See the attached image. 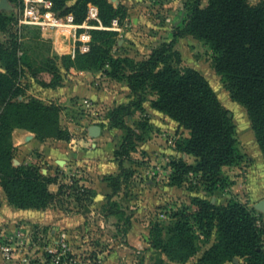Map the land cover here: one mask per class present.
<instances>
[{"label":"rangeland","instance_id":"rangeland-1","mask_svg":"<svg viewBox=\"0 0 264 264\" xmlns=\"http://www.w3.org/2000/svg\"><path fill=\"white\" fill-rule=\"evenodd\" d=\"M1 1L0 13L6 14L9 20L0 29V72L4 73L7 65L1 60V51L16 52L20 72L17 82L23 91L18 101L41 102L56 107L59 112L64 137L45 141L47 150L70 148L92 164L73 167L66 175L59 173L67 176V185L74 188H64L63 194L43 209L17 208L8 201L0 184V264H200L205 252L216 242L215 234L209 240L204 239L193 226L192 235L198 239L197 251L192 255L168 242L173 223L179 218L175 215L195 213V199L217 206L241 204L264 229V212L256 209V204L264 200V155L247 109L232 99L224 79L216 72V55L208 44L188 36L178 41L176 51L182 59L181 68L194 69L204 76L224 110L230 112L240 160L233 166L223 167L215 182H206L198 172L176 180L175 163L194 168L198 164L195 157L183 151L190 132L152 107L157 97L148 89L144 93L143 108L131 110V115L123 119L137 134L130 153L122 159L131 175L123 180L121 192L109 202L111 189L104 179L110 176V171L100 165L110 160L118 167L116 175L120 173L117 153L127 135L126 130L112 125L110 116L116 107L130 105L137 98L127 81L111 79L99 70L80 68L76 58L83 54L82 43L76 41L73 29L20 27L17 17L21 0H6L4 7ZM76 2L68 1L64 9ZM106 2L115 9L116 17L105 29L87 30L91 35L89 46L95 44L92 31H109L114 33L110 42L106 37L97 36L99 44L115 60L134 61L148 59L155 49L173 40L174 30L182 29L187 21L190 4V0ZM208 5L209 0L202 1L203 8ZM62 11L52 6L57 17ZM114 20L118 21L116 26ZM96 24L91 22L90 26ZM64 57H70L71 61ZM86 83L90 87L86 88ZM96 128L98 132L94 131ZM33 138L40 142L33 132L24 129L12 132L13 164L46 170L48 163L40 147L31 144ZM22 139L29 146L26 153L20 148ZM30 151L34 161L19 164L21 155L30 157ZM75 187L83 190L81 194ZM108 203L120 213L106 217ZM56 215H81L82 220L70 227L69 222L56 223ZM2 247L10 249L9 256L3 253ZM242 263L235 258L223 264Z\"/></svg>","mask_w":264,"mask_h":264},{"label":"trees","instance_id":"trees-1","mask_svg":"<svg viewBox=\"0 0 264 264\" xmlns=\"http://www.w3.org/2000/svg\"><path fill=\"white\" fill-rule=\"evenodd\" d=\"M49 1L54 10H63L60 18L72 14L76 24L84 23L90 3L99 8L103 26H109L117 14L106 0H77L65 9L71 0ZM202 1L190 0L184 27L176 28L173 40L163 43L146 60H115L97 39V36L106 37L109 43L114 36L109 31H92L95 44L88 53L76 58L82 70H99L111 79L127 81L137 98L130 105H119L110 116L112 125L126 130L127 135L117 153L120 173L104 179L111 189L109 202L121 192L123 180L131 175L122 159L130 153L137 134L123 119L131 115V110L143 108L148 89L157 97L152 107L190 132L183 151L195 157L198 164L194 168L175 163L176 180L198 172L206 182H215L223 167L233 166L241 158L230 112L224 110L204 76L194 69L181 68L176 45L188 36L203 40L213 50L216 72L224 79L232 99L247 109L264 155V0L255 4L254 0H209L206 8L202 7ZM7 19L6 14L0 13V29L5 28ZM1 54L7 65L5 72H0V184L8 201L17 208L43 209L52 205L64 188L71 189L74 185H61L55 195L48 189L54 179L44 175L41 168L14 166L11 137L15 129H24L37 134L41 142L63 139L59 112L56 107L41 102H19L23 91L17 82L20 75L17 53L3 49ZM64 59L71 61L70 57ZM74 190L79 194L83 191L77 187ZM194 205L195 213L175 215L179 218L173 223L170 245L186 250L188 255L195 254L198 237L192 235L194 226L204 239L216 235V242L205 252L200 264H223L235 258L241 259L242 264H264V229L245 206L237 203L217 206L200 199H195ZM105 209L106 217L120 213L112 203ZM164 251L169 252L167 244Z\"/></svg>","mask_w":264,"mask_h":264},{"label":"built area","instance_id":"built-area-1","mask_svg":"<svg viewBox=\"0 0 264 264\" xmlns=\"http://www.w3.org/2000/svg\"><path fill=\"white\" fill-rule=\"evenodd\" d=\"M21 9L17 17V25L20 27H49V28H71L75 33L76 41L82 43L81 52L83 54L90 51L91 35L87 32L90 29H105L99 18V9L96 6L89 5L87 9L86 20L83 24H76L72 14L64 18L57 17L52 12V2L49 0H21ZM91 22H96V26H90ZM118 21L114 20L113 25ZM81 33L79 34V32ZM83 31V32H82ZM79 34V35H78ZM6 256L10 255V249L2 247Z\"/></svg>","mask_w":264,"mask_h":264},{"label":"crops","instance_id":"crops-1","mask_svg":"<svg viewBox=\"0 0 264 264\" xmlns=\"http://www.w3.org/2000/svg\"><path fill=\"white\" fill-rule=\"evenodd\" d=\"M80 85H81V88L82 86L84 87L83 83H80ZM85 86L86 88L87 86L90 87L88 83H86ZM79 89H80V86L76 87V90H79ZM20 136L23 137L24 135H20ZM23 141L24 140L22 139L23 144H22V147L20 148L26 153L27 152L26 148H29V146L25 144ZM31 141L35 142V143L31 142L32 145H36L40 147V153H43V157L45 161L48 163V168H46V170H43V169L41 170L49 178L54 179V181L48 186V189L52 194H55V195L58 194L60 190V186L64 184H68L67 176L66 177L61 176L59 173L62 172V174L64 173L66 175L67 174L66 172L68 170H72L73 167L78 168L79 166H82L83 164H86V163L92 164L90 161L84 158L83 155L78 154L76 151H72V149L70 148H60L58 150L53 149V150L48 151L46 147V142L44 143L40 141L38 143V141L35 140L34 138ZM60 144L61 143L59 141V146H61ZM25 153L21 155L20 157L21 159L18 161L19 164H28L31 160L34 161V159L32 158L34 154H32L31 151L29 153L31 154L30 157H27ZM43 157H40V161H43ZM100 168L108 169L110 171L109 173L110 176H116V174L118 173V167L116 166V163H113L110 160H104L102 165H100ZM17 213L20 215L19 211ZM31 215H36V217H40L39 214H36V213L35 214L31 213ZM81 220H82L81 215H63V216L56 215L55 217L56 223L69 222L70 227H73V224L78 223Z\"/></svg>","mask_w":264,"mask_h":264},{"label":"water","instance_id":"water-1","mask_svg":"<svg viewBox=\"0 0 264 264\" xmlns=\"http://www.w3.org/2000/svg\"><path fill=\"white\" fill-rule=\"evenodd\" d=\"M5 4H6V0H2V1H1V5L4 7ZM94 131H95V132H98L99 129L96 128V129H94ZM256 209H258V210L264 212V200H261L260 202H258V203L256 204Z\"/></svg>","mask_w":264,"mask_h":264}]
</instances>
